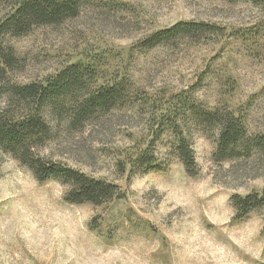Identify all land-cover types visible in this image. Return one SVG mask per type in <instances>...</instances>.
<instances>
[{
    "label": "rangeland",
    "instance_id": "374dc122",
    "mask_svg": "<svg viewBox=\"0 0 264 264\" xmlns=\"http://www.w3.org/2000/svg\"><path fill=\"white\" fill-rule=\"evenodd\" d=\"M9 6L0 4V20ZM179 22L216 31L141 47ZM2 40L18 60L14 84H44L83 63L91 87L115 84L122 99L83 121L67 101L47 108V141L33 149L115 185L106 204L67 203L65 186L39 182L0 150V264H264V209L235 220L231 202L264 189V155L216 163L215 139L183 118L192 106L220 107L264 132V0H83L59 26ZM175 121L188 124L193 177L174 152ZM144 152L157 171L133 164Z\"/></svg>",
    "mask_w": 264,
    "mask_h": 264
},
{
    "label": "trees",
    "instance_id": "16d2710c",
    "mask_svg": "<svg viewBox=\"0 0 264 264\" xmlns=\"http://www.w3.org/2000/svg\"><path fill=\"white\" fill-rule=\"evenodd\" d=\"M83 0H0L9 4V11L0 20V97L6 98L0 110V150L8 153L27 167L39 182L53 179L65 186L64 199L70 204L102 205L117 196V187L96 180L63 164L36 156L33 149L42 147L49 129L44 119L47 108L55 110L62 102H69V109L76 120L85 119L91 110H109L122 99L117 86L91 87L90 72L85 64L65 67L44 84L18 85L11 82L9 73L16 70L18 60L11 47L4 44L5 36L21 37L40 26H59L75 18ZM235 2L238 0H222ZM256 4L258 0H246ZM215 28L203 23L179 22L171 27L147 35L140 45L153 49L159 45L176 43L180 39H198L214 34ZM190 124L203 134L215 139L213 160L216 163L249 159L264 155V132L249 133L243 117L224 108L200 109L191 107L183 114ZM81 123V122H80ZM184 123V122H183ZM186 126L175 121L171 130L175 136L174 152L186 174L196 175L192 143ZM146 153L136 156L133 164L144 173L157 171ZM234 219H242L254 210L264 209V189L244 197L231 198Z\"/></svg>",
    "mask_w": 264,
    "mask_h": 264
}]
</instances>
